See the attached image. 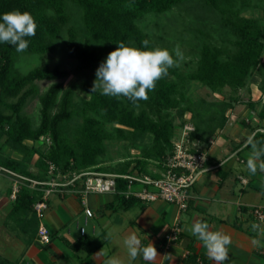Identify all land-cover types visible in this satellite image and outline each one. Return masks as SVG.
Segmentation results:
<instances>
[{
    "label": "trees",
    "instance_id": "obj_1",
    "mask_svg": "<svg viewBox=\"0 0 264 264\" xmlns=\"http://www.w3.org/2000/svg\"><path fill=\"white\" fill-rule=\"evenodd\" d=\"M194 1H201L209 8L219 27L234 37L233 46L203 43L197 67L187 74L169 69L177 79L169 78L168 73L148 93L146 101L134 105L126 97L105 96L99 90L92 92V87L90 98L76 100L75 89L65 88L63 84L70 74L67 69L46 65L24 73L17 66L19 55L53 54L63 41L62 48L78 62L80 69L96 73L121 42L143 49L142 41L148 40V49H153L149 34L139 25L145 15L169 12ZM258 4L264 8V0H0V17L13 10L27 11L37 24L35 36L25 37L29 41L26 51L17 52L15 46L0 43V166L41 182L52 179L48 175L51 164L62 173L94 171L123 175L137 171L159 177L157 170L164 168L165 160L173 152L172 138L178 127L173 111L181 119L192 112L196 131L191 133V139L209 147L217 131L227 125L229 110L240 99L233 96L230 101H196L187 94L185 85L195 80L214 92L227 86L238 92L250 82L255 69L261 68L264 91V25L258 18L243 15ZM37 81L52 83L40 92ZM35 96L41 104L38 123L24 112L29 99ZM259 102L249 103L261 119L260 127H252L253 137L264 141V103L258 109ZM120 140L128 141V147L138 149L139 155H129L115 165L109 162L107 141ZM245 149L251 151L250 146ZM36 154L35 164L45 172L30 170ZM56 174L57 171L53 176ZM116 181V193L127 189L128 179L117 176ZM41 186L49 187L47 183ZM42 195L43 191L22 185L9 217L14 221L20 212L32 210L33 217L26 228L27 231L32 226L38 228L39 218L33 205ZM134 199L124 197V202ZM106 241L83 235L70 243V248L86 252L81 259L94 264L92 253ZM0 264H19V261L0 254Z\"/></svg>",
    "mask_w": 264,
    "mask_h": 264
},
{
    "label": "crops",
    "instance_id": "obj_2",
    "mask_svg": "<svg viewBox=\"0 0 264 264\" xmlns=\"http://www.w3.org/2000/svg\"><path fill=\"white\" fill-rule=\"evenodd\" d=\"M225 128L209 147L201 145L208 148L209 161L198 182L190 189L191 201L186 211L180 212L177 205L163 199L144 202L135 198L124 202L121 192L83 195L67 186L64 193L50 196L43 218L38 219V223L44 222L52 233L48 245L37 240V227L31 224V230L27 231L32 210L20 212L14 221L9 217L15 199L12 197L15 182L19 180L21 187L26 184H22L25 180L14 172H0L13 181L12 189H5L3 180L0 183V254L19 261V264H88L81 259L86 252H75L70 248V243L83 236L81 227L84 226L85 235L107 240L92 253L94 264H105L114 256L129 264H149L142 254L136 260H130L123 241L132 233L138 236L142 246L152 243L156 248L160 256L152 264H214L208 259L202 242L187 231L200 220L208 223L210 230L222 231L232 237L229 260L225 264H264V248L253 247L251 243L256 235L251 230V208L264 205V172L258 170L252 175L246 167L251 151L245 149V145L253 132L244 128L230 134ZM241 175L249 180L247 184H243ZM254 180L258 183L253 184ZM249 186L256 189L253 195L248 193ZM77 188H81V182ZM86 207L94 211L93 216L86 215ZM82 218L83 222L80 221ZM178 218L182 232L176 242L168 244L167 236ZM106 246L109 252L98 255L101 250L105 252Z\"/></svg>",
    "mask_w": 264,
    "mask_h": 264
},
{
    "label": "rangeland",
    "instance_id": "obj_3",
    "mask_svg": "<svg viewBox=\"0 0 264 264\" xmlns=\"http://www.w3.org/2000/svg\"><path fill=\"white\" fill-rule=\"evenodd\" d=\"M243 15L258 18L264 25V8L259 4L248 8ZM139 25L149 34L153 43V48H167L169 51H172L176 45L180 46L186 59L182 62L180 67H173L171 69H176L182 74L190 73L197 67L200 59V46L203 43L228 45L230 47L233 46L231 40L234 37L227 33L226 30L219 27L214 14L201 1L178 5L171 11L165 13H149L139 20ZM62 47H64L63 41ZM62 47L60 44L58 51L53 54H21L18 56L17 66L24 73L32 68L46 65L50 67L60 66L63 69H67L70 74L63 80L64 87H73L75 89L76 100L90 98V88L93 86V82L96 79V73L92 70L80 69L78 67V62L69 57L67 50ZM260 69L261 68L255 69L250 82L238 92H235L230 86L225 87L222 91L214 92L209 87L195 80H189L186 83L185 88L187 94L196 101L201 99L206 101H230L233 96H238L240 101L235 103L232 110H229V120L225 129L232 134L236 131H240V129L247 128L249 133H251L253 132L252 127L257 128L261 126L260 117L253 111L249 104L250 101H260L257 108L261 109L262 104L264 103V91L261 88L263 82ZM169 78L177 79V76L173 72H170ZM51 83V81L36 82L40 92L45 91ZM40 108L41 104L39 98L38 96H35L29 99L24 112L33 117L36 123H38L40 120ZM173 115L175 116V123L177 126L186 120L193 122V114L190 111L187 112L182 119L177 116L176 111H173ZM244 122H246L245 124L248 126H245ZM219 132L220 130H218L216 134L218 135ZM216 136L213 139H215ZM29 143H31V141ZM107 143L110 150L109 156L111 161L109 162H114L113 164L115 165L117 161H124L129 155H139V150L136 148H129L128 141L126 140H120L115 143L107 141ZM201 145L205 146L206 144L201 142ZM37 158L38 155L36 154L30 162V170L36 173H39L40 171L45 172L46 170H42L35 164ZM50 170L51 168L48 170V175H51V178H58L57 175L53 176ZM157 171L159 172V170ZM5 177L6 176L2 175V173L0 174V183L1 180H3L5 182V184L3 182L4 188L12 189L13 181H10ZM58 181H61V178H59ZM80 182L82 183L83 181ZM253 182V184L258 183L257 180H254ZM135 188L139 189L141 188V185H136ZM11 189L9 191H11ZM254 192H256V189L253 186H249L248 193L253 195ZM53 194L57 195L55 193ZM262 204H264V197ZM82 220L83 218L80 221L83 222ZM253 222L255 221L253 220ZM262 226H264V223H262ZM115 243L116 241H114V244ZM108 249L109 248L106 246L104 253L109 252ZM116 258H118V256H116ZM122 264L129 263L122 262Z\"/></svg>",
    "mask_w": 264,
    "mask_h": 264
},
{
    "label": "clouds",
    "instance_id": "obj_4",
    "mask_svg": "<svg viewBox=\"0 0 264 264\" xmlns=\"http://www.w3.org/2000/svg\"><path fill=\"white\" fill-rule=\"evenodd\" d=\"M37 24L33 16L27 12L13 10L0 17V43L15 46L17 52H24L29 47L25 37L35 36ZM143 49L127 46L123 42L117 44L106 60L96 70L92 92L99 90L102 95L110 97H126L134 105L137 101H146L148 93L154 91L159 80L165 78L169 69L180 67L186 59L180 46L172 51L167 48L148 49V40H143ZM174 53V55H173ZM245 146L251 147L246 167L249 173L264 172V141L249 136ZM251 230L256 234L251 243L253 247L264 248V226L253 222ZM192 236L202 242L206 255L214 264H225L229 260V245L232 237L222 231H212L206 222L195 221L188 229ZM130 260L134 261L142 254L143 259L152 264L160 256L152 243L141 245L135 233L125 237L123 241ZM98 255H106L102 250ZM105 264H122L116 257L109 258Z\"/></svg>",
    "mask_w": 264,
    "mask_h": 264
},
{
    "label": "built area",
    "instance_id": "obj_5",
    "mask_svg": "<svg viewBox=\"0 0 264 264\" xmlns=\"http://www.w3.org/2000/svg\"><path fill=\"white\" fill-rule=\"evenodd\" d=\"M196 131L193 122L186 120L182 122L175 131L172 138L173 152L164 162V168L159 170V177L148 174H140L134 172L130 174L116 175L105 174L101 172H73L62 173L55 165H50V172L53 174L57 171L58 178H52L49 182H41L30 180L21 175L29 187L43 191L42 197L37 200L33 208L41 220L45 210L48 208V200L50 195L56 192H65V187L72 186L71 191L88 195L90 193L117 192L116 177L121 176L128 179L127 189L122 191L125 198H136L144 202H154L163 199L167 202L177 205L180 212L186 211L190 206L191 193L190 189L198 182L202 173L205 171L209 161L208 148L201 146L200 140L191 139V133ZM50 143V138H46ZM32 143V142H31ZM7 171L0 166V172ZM61 178V181L58 179ZM243 184H247L249 180L240 176ZM30 180V181H29ZM77 180L83 181L81 188H77ZM28 181V182H27ZM48 184L49 187L41 186ZM141 185V188H135ZM21 187V182L17 180L14 184L12 197L16 198ZM86 203V199L83 200ZM85 213L88 217L94 215V211L90 207H86ZM253 220L256 223H264V205H255L251 208ZM86 227H81V234L85 235ZM182 232L180 219L178 218L167 236L168 244L176 242ZM37 240L42 245H48L52 241V233L44 222H40L37 230ZM202 260H200L201 262Z\"/></svg>",
    "mask_w": 264,
    "mask_h": 264
}]
</instances>
